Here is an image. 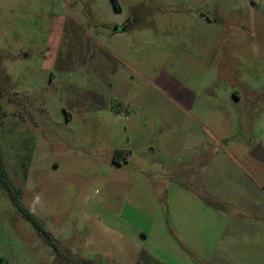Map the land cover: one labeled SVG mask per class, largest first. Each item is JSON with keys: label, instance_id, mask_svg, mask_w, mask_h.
<instances>
[{"label": "rangeland", "instance_id": "rangeland-1", "mask_svg": "<svg viewBox=\"0 0 264 264\" xmlns=\"http://www.w3.org/2000/svg\"><path fill=\"white\" fill-rule=\"evenodd\" d=\"M117 1L0 0V150L58 248L0 187V264H232L222 237H264V0Z\"/></svg>", "mask_w": 264, "mask_h": 264}, {"label": "crops", "instance_id": "crops-1", "mask_svg": "<svg viewBox=\"0 0 264 264\" xmlns=\"http://www.w3.org/2000/svg\"><path fill=\"white\" fill-rule=\"evenodd\" d=\"M147 150L146 147H143V152ZM152 151V150H151ZM203 151V150H202ZM199 153V151H196ZM132 156H133V151L128 148V147H118L115 152V156L113 158V163L116 167L119 169H124L129 167L132 163ZM227 158H231L233 162L239 163L237 158L231 154L228 153ZM166 159V157H165ZM164 159V161H165ZM166 162V161H165ZM174 162L175 165H177L178 168H181L182 170H185V172H189L190 170V162H189V157L182 158L178 157ZM141 163L140 165H136L134 163V167L138 169L140 173H144V167L148 168H156V161L154 159H150V157H145L144 159L141 158ZM171 163V162H169ZM168 163V164H169ZM169 188V186H168ZM178 192L181 197V200L178 204H171V211L172 209H180L181 211L183 210V197H184V191L183 187L181 188L178 185ZM172 218L174 221L179 223V226H184V218L182 217H173ZM170 220V219H169ZM171 220V221H173ZM181 234L183 231V228L180 229ZM141 237H139L140 240L142 241H147L150 240V237H148L147 232L141 231L140 232ZM221 237V236H220ZM218 237V238H220ZM223 238V237H222ZM222 238L219 240L220 242H233V244H230L231 246V253H232V264H264V237H251L250 235L248 237H226V240H222ZM235 244V246H234ZM241 249L242 253H239V250L237 251V248ZM193 248V246H192ZM194 249V248H193ZM199 250V248H197ZM196 250V251H197ZM224 253H226L225 250L221 247V249ZM237 251V253H236ZM198 252V251H197ZM199 253V252H198ZM149 254V253H148ZM151 254V253H150ZM149 254V255H150ZM200 255H205L203 253H199ZM235 255V256H234ZM216 258V264H228L226 261H224L223 258L220 256H215Z\"/></svg>", "mask_w": 264, "mask_h": 264}, {"label": "trees", "instance_id": "trees-1", "mask_svg": "<svg viewBox=\"0 0 264 264\" xmlns=\"http://www.w3.org/2000/svg\"><path fill=\"white\" fill-rule=\"evenodd\" d=\"M114 5L120 10L117 0H112ZM0 187H2L8 194L12 204L16 207L18 212L28 220L32 226L37 230V232L45 237L49 245L58 252V248L55 243V239L52 234L42 225L40 220L31 213L23 204L21 198V191L12 182L7 170L4 167L3 155L0 150Z\"/></svg>", "mask_w": 264, "mask_h": 264}, {"label": "water", "instance_id": "water-1", "mask_svg": "<svg viewBox=\"0 0 264 264\" xmlns=\"http://www.w3.org/2000/svg\"><path fill=\"white\" fill-rule=\"evenodd\" d=\"M251 156L259 161H264V154L261 145H259L252 151Z\"/></svg>", "mask_w": 264, "mask_h": 264}, {"label": "flooded vegetation", "instance_id": "flooded-vegetation-1", "mask_svg": "<svg viewBox=\"0 0 264 264\" xmlns=\"http://www.w3.org/2000/svg\"><path fill=\"white\" fill-rule=\"evenodd\" d=\"M116 29H117V30H119V29H124V25L116 26Z\"/></svg>", "mask_w": 264, "mask_h": 264}]
</instances>
